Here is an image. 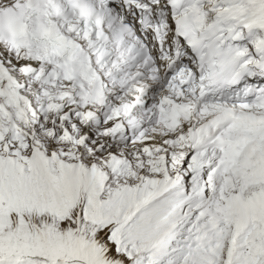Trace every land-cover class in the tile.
I'll use <instances>...</instances> for the list:
<instances>
[{
    "label": "snow or ice",
    "instance_id": "snow-or-ice-1",
    "mask_svg": "<svg viewBox=\"0 0 264 264\" xmlns=\"http://www.w3.org/2000/svg\"><path fill=\"white\" fill-rule=\"evenodd\" d=\"M0 264H264V0H0Z\"/></svg>",
    "mask_w": 264,
    "mask_h": 264
}]
</instances>
